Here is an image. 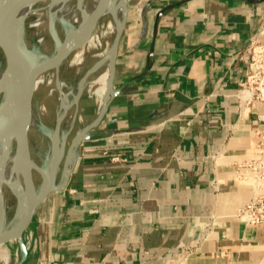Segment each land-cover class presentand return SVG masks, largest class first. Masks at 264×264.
I'll return each instance as SVG.
<instances>
[{"label":"crops","instance_id":"0c3cea01","mask_svg":"<svg viewBox=\"0 0 264 264\" xmlns=\"http://www.w3.org/2000/svg\"><path fill=\"white\" fill-rule=\"evenodd\" d=\"M263 29L264 0L131 4L118 94L4 264H264V226L237 219L263 128L261 104L239 120L240 55Z\"/></svg>","mask_w":264,"mask_h":264},{"label":"bare ground","instance_id":"6f19581e","mask_svg":"<svg viewBox=\"0 0 264 264\" xmlns=\"http://www.w3.org/2000/svg\"><path fill=\"white\" fill-rule=\"evenodd\" d=\"M102 1L0 0V44L5 48V51H3L4 66L0 67V193L2 192L5 195L6 203L9 198H16L17 207L14 215L16 222H19L38 200L37 173L40 174L42 182H44L41 191L52 188L50 185V167L37 164V161L35 162L33 159V153H31L29 132L38 130V117L32 111L29 123L23 128L19 119L21 116L23 119L26 118L27 111L24 109L25 104L21 99L26 80L21 75L18 67L29 70L33 66V61L25 50L27 46L26 21L31 16H37L38 19L32 24L33 27H40L43 24L47 25L45 33L39 36V44L43 50H47L49 46L45 38L51 39L53 45L51 56H53L57 53L68 51L77 41L83 40L82 38L87 37L91 33L89 32L91 23ZM130 6L131 0H105L102 19L108 21L107 30L115 29V32L118 33L127 18ZM73 25L78 26L71 29L70 27ZM107 30L104 34L107 33ZM93 32L90 34L91 37L88 43L95 46V43L100 44L101 40H97L99 35L97 37L94 34L95 38H93ZM115 57V54L108 55V58L96 63L86 73L78 84L72 101L66 96H62V102L59 107L60 114H58L60 126L53 133L52 138L51 136L49 137L51 138V156L48 164L51 166L64 156L66 137L62 135V126L63 123L69 121L66 118L67 112L79 104L89 77H92L95 83L102 86L98 89L97 94L101 98L103 105L104 97L111 89V79L115 72ZM45 62L46 59L39 61L36 65L37 72L44 68ZM60 67L57 65L53 70L58 74ZM20 76L22 84L20 95L17 96L15 79H19ZM40 83H42V79L38 78L35 83L34 93ZM55 87L59 90L62 88V83L59 79L56 80ZM15 124L19 127L18 129H15ZM20 252L22 254L21 250Z\"/></svg>","mask_w":264,"mask_h":264},{"label":"rangeland","instance_id":"374dc122","mask_svg":"<svg viewBox=\"0 0 264 264\" xmlns=\"http://www.w3.org/2000/svg\"><path fill=\"white\" fill-rule=\"evenodd\" d=\"M141 1L143 0H131V4L134 5V4H137L138 2L140 3ZM37 19H38L37 16H31L26 21V42H27L26 47L29 50V52H31L34 55L37 61H41L42 59L51 57L53 53L52 51L53 45H52L51 39L47 37L45 38L46 43L49 46L47 50H43V48L39 44V36L45 33L47 29V25L43 24L40 27H33L32 24ZM107 23L108 21H105L102 19L98 23L97 28L93 33V38H95V36L98 37L99 35L97 40L98 39L101 40L100 44L95 43L96 44L95 45L96 47H95L93 44L88 43L89 42L88 41L84 46L73 51L70 54V56L64 61V63L60 67L58 74L54 70H52V71L45 73L41 77H39L42 79V83L39 84V86L37 87L33 95V111L35 112V115L38 117L39 126H38L37 131L31 130L29 132V136H30L29 140H30L31 153H33L32 155H33L34 161L35 162L37 161L36 163L39 164L40 166L48 165V167H50L51 187H53V176H52L53 170L58 165L57 170H56V185H57L61 183L62 173H63L65 161H66V156H67L69 149L72 146V142L74 138L85 128V126L89 125V123L92 122L97 117V113L100 112V109L103 106L101 102V98L97 94L98 89L102 86L98 83H95L92 77H89L86 87L84 89L83 95L80 98L79 104L76 107L71 108L67 112L66 118H68L69 121L63 123V126H62V132H63L62 135L63 137H66L65 138L66 144L64 146V156L59 161H56L53 164V166L48 164L50 160V156H51L50 154L51 153V138H52L53 133L58 128V126H60L58 122V118H59L58 114H60L59 107L62 102L61 100L62 96H66L70 101H72L76 93L78 84L85 77L86 73L96 63L102 61L103 59L108 58V55H111V51L113 50V46H114V42L116 38V35H115L116 32H115V29L107 30ZM77 26L78 25H73L70 28L74 29V28H77ZM106 30H107V33L104 34ZM71 61L73 62L71 63ZM3 66H4L3 51L0 48V67H3ZM57 79H59L62 83V88L60 90L57 87H55ZM38 91L39 93H37ZM50 136L51 138H49ZM36 180H37L36 183H37L38 190L40 189L42 190L44 186V182H42L40 174L38 173L36 176ZM3 198L5 200V207L7 209L6 210V214H7L6 228L10 229L17 223L14 218L15 210L17 207V202H16L17 200L16 198L11 197L6 203L4 194H3ZM18 244L19 242H14V243H9L5 246L0 247L1 248L0 249V259L3 260L0 262H2L3 264L5 262L6 263L11 262L12 256L10 254V251L13 253L17 252V254L19 253L21 254ZM14 257L15 256H13V258Z\"/></svg>","mask_w":264,"mask_h":264},{"label":"water","instance_id":"95a60500","mask_svg":"<svg viewBox=\"0 0 264 264\" xmlns=\"http://www.w3.org/2000/svg\"><path fill=\"white\" fill-rule=\"evenodd\" d=\"M104 3H105V0H103L102 3L100 4V6L97 10V14L91 23V30L89 31L91 33L93 32V30L94 31L96 30L98 23L102 20ZM125 22H126V20L124 21L123 25L120 27L118 33H116V38H115L113 50L111 51V54H115V56H116L115 61H114L115 72L113 73V76L111 79V89L105 95L104 101H103V106H102L100 112L98 113L97 117L95 118V120L89 126L85 127L74 138V140L72 142V146L69 149L67 156H66V161H65V165H64V169H63V173H62L61 183L56 185V170L58 167V165H57V167L53 170V173H52L53 187L48 189V190H45V191H41V189L38 190V193H37L38 194V200L36 201V203L31 207V209L27 212V214L10 229L6 228V221H7L6 216H7V214H6L5 200L3 198V193L2 192L0 193V247L5 246L9 243H14V242L21 243L24 233L27 231V229L31 226V224L33 222L35 213H36L39 205L50 194L62 191L64 188L67 187V185L70 181V178H71V174L73 172V168H74L75 163H76L75 155H76V151H77L78 147L84 141L87 133L91 129H93L94 127L98 126V124L103 120L111 101L118 94V91L115 90V88H114V79H115V73H116V60H117L119 45H120L121 37L123 34ZM90 34L87 37L82 38L83 40L77 41V43H75L68 51L60 52V53H57V54H55L49 58H46L44 68L42 70H39V72L36 71V65L39 63V61H37L35 59L34 55L31 52H29L27 47H25L26 52L29 54V56L31 57V59L33 61V66H31V68H29V70H26L25 68L20 67V66L18 67L19 71L21 72V75H23V77L26 80L25 87L23 88V92L21 93V99L25 104L24 109L27 111L26 112V118L23 119L22 116L19 118L22 122V128L25 127L29 123L31 113L33 111V95H34L33 93H34V87H35V83H36L37 79L39 77H41L42 75H44L45 73L52 71L55 68V66H57V65H58V67L62 66L64 61L70 56V54L73 51L81 48L82 46H84L89 41V39L91 37ZM0 48L2 49V51H5V48L2 46V44H0ZM58 59H60V60H58ZM15 82L17 83V88H16L17 96H19L20 95V87L22 84L21 76L19 79H15ZM0 118H1V107H0ZM14 127H15V129L19 128L16 124L14 125ZM21 249H22V252L24 253L23 247H21Z\"/></svg>","mask_w":264,"mask_h":264},{"label":"built area","instance_id":"2783aa9c","mask_svg":"<svg viewBox=\"0 0 264 264\" xmlns=\"http://www.w3.org/2000/svg\"><path fill=\"white\" fill-rule=\"evenodd\" d=\"M245 66V81L237 92L239 120L251 116L261 104L263 111L257 120L263 128L259 143L250 158L238 163V179L253 186L251 200L237 213V219L247 227L264 226V29L255 36L240 55ZM186 254L181 260H184Z\"/></svg>","mask_w":264,"mask_h":264}]
</instances>
